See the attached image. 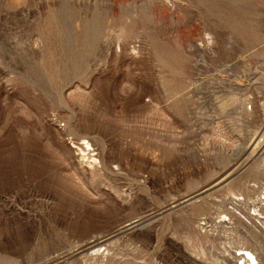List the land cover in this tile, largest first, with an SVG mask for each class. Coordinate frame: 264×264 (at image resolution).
<instances>
[{"label":"rangeland","instance_id":"rangeland-1","mask_svg":"<svg viewBox=\"0 0 264 264\" xmlns=\"http://www.w3.org/2000/svg\"><path fill=\"white\" fill-rule=\"evenodd\" d=\"M258 221L264 0H0V264H264Z\"/></svg>","mask_w":264,"mask_h":264},{"label":"bare ground","instance_id":"bare-ground-1","mask_svg":"<svg viewBox=\"0 0 264 264\" xmlns=\"http://www.w3.org/2000/svg\"><path fill=\"white\" fill-rule=\"evenodd\" d=\"M223 218L226 219V216H224ZM243 219L245 222L250 223V218L248 216L244 217ZM258 223L260 224V229L264 235V229H263L264 224L260 221H258ZM135 225L136 224H133L131 225V227H134ZM259 253L264 258V248L263 247L259 246ZM227 258L231 264H261L262 263L261 261H259V259L261 260V257L258 258L251 250L247 248H242V249L240 248V250L237 253H235L233 256H228Z\"/></svg>","mask_w":264,"mask_h":264}]
</instances>
